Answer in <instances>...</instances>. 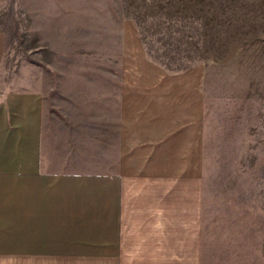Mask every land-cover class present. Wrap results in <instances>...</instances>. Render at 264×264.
I'll return each instance as SVG.
<instances>
[{
  "label": "crops",
  "instance_id": "0c3cea01",
  "mask_svg": "<svg viewBox=\"0 0 264 264\" xmlns=\"http://www.w3.org/2000/svg\"><path fill=\"white\" fill-rule=\"evenodd\" d=\"M5 52L0 33V67ZM127 76L90 134L0 90V264H264V199L208 230L206 75Z\"/></svg>",
  "mask_w": 264,
  "mask_h": 264
},
{
  "label": "rangeland",
  "instance_id": "374dc122",
  "mask_svg": "<svg viewBox=\"0 0 264 264\" xmlns=\"http://www.w3.org/2000/svg\"><path fill=\"white\" fill-rule=\"evenodd\" d=\"M0 33V90L44 94L67 131L106 128L124 74L203 72L208 230L264 199L243 190L264 184V0H0Z\"/></svg>",
  "mask_w": 264,
  "mask_h": 264
}]
</instances>
